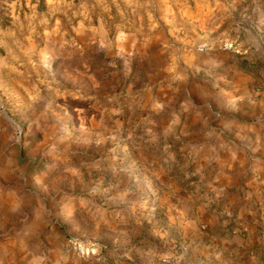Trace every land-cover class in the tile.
<instances>
[{
  "label": "rangeland",
  "instance_id": "374dc122",
  "mask_svg": "<svg viewBox=\"0 0 264 264\" xmlns=\"http://www.w3.org/2000/svg\"><path fill=\"white\" fill-rule=\"evenodd\" d=\"M196 3L0 0L1 110L11 131L0 149L19 151L25 182L38 176L26 202H69V237L94 243L104 264L127 247H156L146 235L158 202L214 197L217 165L200 160L193 138L218 134L214 122L232 117L221 74L264 87L248 2L215 9L205 28L186 13Z\"/></svg>",
  "mask_w": 264,
  "mask_h": 264
},
{
  "label": "crops",
  "instance_id": "0c3cea01",
  "mask_svg": "<svg viewBox=\"0 0 264 264\" xmlns=\"http://www.w3.org/2000/svg\"><path fill=\"white\" fill-rule=\"evenodd\" d=\"M209 1L197 0L193 11L186 10L191 16L201 15L196 26H211L215 9L227 13L229 1L238 6L248 2L255 31L251 36L257 48L251 57L263 64L256 83H264V0H225L227 6L215 8ZM5 38L1 46L10 49L12 40ZM230 53L234 56L235 51ZM215 54L227 59L225 53ZM19 75L16 72V80ZM228 77L221 74L218 93L232 117L214 122L218 134L208 131L193 138L202 143L195 152L200 160L217 165L214 197L209 202H158L161 210L152 214L158 217V225L146 235L156 247L136 253L127 247L124 258L111 256V264H264V87L250 84L249 76ZM3 80L1 74L0 89L6 90ZM1 109H5L2 97L0 144L7 147L10 124ZM24 171L19 151L0 149V264H104L94 243L69 237V202H26V187L32 188L38 176L28 177L27 183ZM85 248L92 253L86 255Z\"/></svg>",
  "mask_w": 264,
  "mask_h": 264
},
{
  "label": "built area",
  "instance_id": "2783aa9c",
  "mask_svg": "<svg viewBox=\"0 0 264 264\" xmlns=\"http://www.w3.org/2000/svg\"><path fill=\"white\" fill-rule=\"evenodd\" d=\"M91 253H92V252H90V251H87V250L85 251V254H86V255H90Z\"/></svg>",
  "mask_w": 264,
  "mask_h": 264
}]
</instances>
